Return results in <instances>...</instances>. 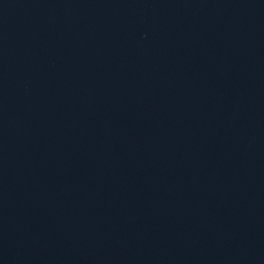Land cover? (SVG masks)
<instances>
[{
	"label": "water",
	"instance_id": "water-1",
	"mask_svg": "<svg viewBox=\"0 0 264 264\" xmlns=\"http://www.w3.org/2000/svg\"><path fill=\"white\" fill-rule=\"evenodd\" d=\"M0 264H264V0H0Z\"/></svg>",
	"mask_w": 264,
	"mask_h": 264
}]
</instances>
